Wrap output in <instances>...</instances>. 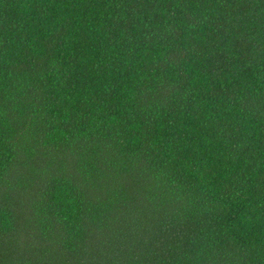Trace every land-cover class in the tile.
Masks as SVG:
<instances>
[{
	"label": "trees",
	"instance_id": "1",
	"mask_svg": "<svg viewBox=\"0 0 264 264\" xmlns=\"http://www.w3.org/2000/svg\"><path fill=\"white\" fill-rule=\"evenodd\" d=\"M0 264H264V0H0Z\"/></svg>",
	"mask_w": 264,
	"mask_h": 264
}]
</instances>
